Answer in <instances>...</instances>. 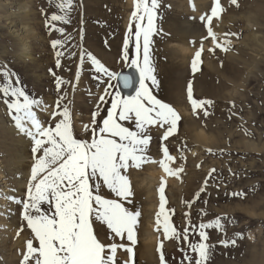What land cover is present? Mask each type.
I'll return each instance as SVG.
<instances>
[{"label": "rangeland", "instance_id": "374dc122", "mask_svg": "<svg viewBox=\"0 0 264 264\" xmlns=\"http://www.w3.org/2000/svg\"><path fill=\"white\" fill-rule=\"evenodd\" d=\"M90 1L73 0L70 23H64L60 27L58 21L51 22L56 29L64 30L56 39L63 42L65 52L60 58L59 67L52 47V42L56 41V30L44 21V14L40 13L42 21L34 25L33 32L37 35L31 39L38 36L46 39L39 55L32 56L36 61L19 60L15 48L6 45V30L0 29V65L17 73L27 91L49 105L52 112L57 100L66 94V99L60 100L61 107H69L73 132L78 139H89L91 129L102 126V120L107 117L113 99L112 96H105L104 102H101L100 97L107 87V77L96 72L95 65L87 56L81 63L82 50L117 73L131 69L128 61L137 58V24L132 22L131 15L135 0H97L89 3ZM159 3L155 25L162 31L151 37L150 45L152 63L155 65L153 74L159 85L154 86L151 81H146V84L153 96L177 110L181 120L178 122L177 132L167 140L162 139L167 125L152 126L149 129L152 140L147 154L159 161L163 158V147H167L169 153L176 158L169 166L183 167L184 172L180 174V178L169 176L159 163H149L141 169L128 170L134 195L130 198L132 203L125 202V207L141 212L138 218L137 244L134 246L135 264H161L158 251L161 243L164 264H189L185 259L186 254L193 257L194 264L196 254L191 252L188 245L200 241L199 224L214 222L217 217L223 218V230L216 227L205 229L209 237L207 243L213 246L207 264H255L253 260L264 257V0H238V6L232 4L231 0H221L225 11L219 18H213L211 26L221 42H231L228 52L215 47L208 37L206 20H201V16L211 14L214 0H159ZM85 8L91 10L90 15ZM45 10L47 20L52 14L58 13L55 0ZM75 13L77 23L71 28ZM130 23L133 32L131 38L128 36ZM146 25L147 17L142 22V26ZM225 33L235 35L225 36ZM26 35L23 33V36ZM126 41L128 47L125 50ZM68 44L72 45L73 50H68ZM140 44L142 63L143 36ZM201 45L202 62L198 65L199 70L194 72L192 61ZM213 48L214 52H210L209 49ZM58 77L70 83L61 84L58 90ZM111 83L116 85V81ZM189 85L192 99L213 102L210 107L206 106L209 113L207 116L203 108L193 111L188 95ZM117 90L120 91L119 87L109 89L110 92ZM0 108L3 117L11 122L2 97ZM38 111L45 126H54L61 119L59 116L51 119L50 116L41 114L44 111ZM94 113H97L95 117ZM119 123L130 130H136L132 121ZM86 126L88 131H85ZM200 131L207 136L206 140L199 138ZM182 156L185 159H181ZM212 169L215 172L211 173L210 178ZM160 171L164 177L156 181L153 190L156 189L159 199L158 189L162 186V181H166L163 185L165 215L181 234L180 239L165 238L164 216L160 217L161 223L157 224L161 201L159 199L153 207V203L147 199V191L152 187L149 175L157 177ZM206 180L207 189L200 192ZM107 190L102 186L101 194L105 198L118 199L113 193L111 197L105 196L104 191ZM234 192L244 195L233 196ZM197 193H200L199 199H195ZM188 202H192L190 207ZM41 207L51 212L48 204L44 203ZM20 224L23 228L27 227L25 221ZM150 224L161 236L157 245L149 248L148 244L143 243ZM185 229H189L188 240L183 239ZM31 235L34 234L30 232L24 238L25 247L27 241L32 239ZM112 236L115 239L114 234ZM113 239L108 243L102 239L101 241L109 245ZM116 239L113 243L123 247H118L115 262L124 264L125 259H130L125 248L132 245L126 236L124 239ZM233 240L235 244L231 243ZM35 241L33 246L37 247L38 241ZM222 242H227L228 246ZM1 245L2 243L0 264H22L26 252L16 257L12 252L13 255L6 257ZM141 245L144 248L138 252V246Z\"/></svg>", "mask_w": 264, "mask_h": 264}, {"label": "snow or ice", "instance_id": "6c2138e0", "mask_svg": "<svg viewBox=\"0 0 264 264\" xmlns=\"http://www.w3.org/2000/svg\"><path fill=\"white\" fill-rule=\"evenodd\" d=\"M54 3V0H49ZM231 3L238 6V0H231ZM58 13L48 18L50 26L61 33L63 29H56L53 21L70 23V12L73 8V0H55ZM160 7L159 0H135L132 22L137 24L135 32V49L137 58L128 61V65L137 75H126L110 71L95 56L82 50L81 63L85 56L95 65V70L107 77V87L104 95L100 97L104 102L105 96H112L110 110L107 117L102 120V126L91 129L89 139H78L74 135L71 113L67 105L61 107L60 100H57L51 119L61 117L54 126H45L40 119L38 110L47 111L49 105H45L41 99L29 93L22 85L19 75L4 65H0V97L3 98L8 114L11 117L14 128L19 134L28 137L33 142L31 151L35 162L31 168L30 182L27 188V199L18 200L15 196H6L0 193V198L7 199L12 203L22 204V219L26 222L27 228L34 234L38 246H33V240L26 243V253L23 255L22 264H116L115 257L118 247L112 243L105 245L98 238V230L105 228L114 234L115 237L124 239L125 236L132 246L126 247L125 251L130 254L129 261L124 264H135L134 246L137 244L138 218L141 212L130 210L125 207V202L132 203L133 188L128 176V170L141 169L145 164L159 163L160 167L169 176L180 178L184 172L183 167L172 168L170 163L175 162V157L169 153L167 147H163V158L159 161L150 157L148 152L152 140L149 129L152 126L164 127L167 125L163 140H167L177 132L180 114L167 103L162 102L151 94L146 81H151L154 86L159 81L153 74L155 65L152 63L150 54L151 37L162 29H157V9ZM193 10L195 6L193 5ZM225 9L221 6V0H214L211 14L201 16V20L208 25V37L214 42L215 47L221 51L230 50V41H220L213 31V18H219ZM147 17V25L142 22ZM133 35L131 23L128 29V36ZM225 36L235 35L225 33ZM143 36L142 63L140 60L141 44ZM60 40L52 42V47L63 48ZM128 44L125 42V50ZM209 49L210 52H214ZM203 45L195 53L192 61L193 71H198V65L202 62L201 55ZM63 51H57V67L60 65V58ZM127 60V51H125ZM54 75V73H53ZM111 81H116L113 85ZM70 83L57 78V88L61 84ZM131 89L134 94L122 96L120 91L110 92L109 89L118 88ZM188 95L193 105V111L205 109L204 114L209 113L207 107L212 105L210 100L197 101L192 99L191 85L188 88ZM235 106V105H233ZM99 106H97V113ZM97 113H94V117ZM119 121H132L135 124V131L123 126ZM85 131H88L86 126ZM212 153L211 149H208ZM185 159V157H181ZM215 172L212 169L209 173ZM166 181H162L159 187L160 209L157 214V224L161 223L160 217L164 216L163 234L167 239H180L181 234L169 222L165 215V187ZM106 187L115 198H105L101 194V188ZM207 189V180L200 192ZM233 196L243 197V193H232ZM200 193L195 199H199ZM194 202V201H193ZM48 204L51 212L42 209V204ZM192 202H188L189 207ZM206 203V201H205ZM206 214V213H203ZM221 217L214 222L198 225L200 241L189 243L188 247L196 254L194 264H207L210 258V249L213 247L207 243L209 237L205 229L216 227L223 230ZM23 231V228L18 230ZM189 229H185L183 239L188 240ZM243 238V237H240ZM228 246L227 242H222ZM235 244V240L231 241ZM163 244L158 246L160 251L161 264H164V254L161 251ZM189 264H193V257L185 255Z\"/></svg>", "mask_w": 264, "mask_h": 264}, {"label": "bare ground", "instance_id": "6f19581e", "mask_svg": "<svg viewBox=\"0 0 264 264\" xmlns=\"http://www.w3.org/2000/svg\"><path fill=\"white\" fill-rule=\"evenodd\" d=\"M92 2H97V0H91L89 3ZM49 5V0H0V29L6 30L8 34L6 45H12L15 48L19 60L27 61V59H29L36 61L37 59L32 56L39 55L38 52H40V49L46 44V39L43 37L38 36L34 40L31 39L37 35L33 32V30H35L34 25L42 21L40 19V13L44 14V21L48 23L45 9ZM85 11L87 14H91L89 8H85ZM77 19V14L75 13L73 15L74 24L72 22L71 28L77 23ZM58 25L62 27L64 23L58 21ZM19 32L20 34H17ZM23 33L27 35L23 36ZM61 34V32L56 31L55 40L58 39ZM67 46L69 51L73 50L71 44ZM56 50L63 51L65 55L63 48L57 47L54 51L57 52ZM204 85L208 84L204 83ZM49 109L50 108H47V111L40 113H44L43 116L45 114V116H50L52 110L50 111ZM198 135L199 138L206 140L207 136L202 131H200ZM32 147L33 142L31 139L19 134L14 128L13 122H10L7 118L5 119L0 110V193L6 196H15L18 200L27 198L31 168L35 162V157L31 151ZM157 175V177H155L156 175L154 174L149 175L152 187L147 191L149 192L147 199L153 203V207H155V203L159 200L156 189L153 190L155 187H153V185H155L156 181L160 180V177H164L161 171ZM104 194L107 197H111L112 195L109 190L104 191ZM7 211L8 213L6 214ZM22 212V204L12 203L7 199L0 198V243H2L1 250L6 257L10 254L13 255V253L16 257L17 255L24 254L27 250L24 246V238L28 236L31 230L27 227H21L22 224L20 223L23 221L21 220ZM20 228H23V231H20L18 235V230ZM98 233V238L100 240L102 239L105 243L113 239L112 234L106 228L103 231L98 230ZM160 236L158 231L155 230V227L150 224L145 243L143 244H148L149 248L151 246L155 247ZM31 238L34 242V235H31ZM116 238L117 237H115L111 243L117 240ZM144 245H141V247L138 246V252L144 248ZM146 248L147 247H145V249ZM125 261H127V259H125ZM253 262L255 264H264V257H259V260H253Z\"/></svg>", "mask_w": 264, "mask_h": 264}, {"label": "water", "instance_id": "95a60500", "mask_svg": "<svg viewBox=\"0 0 264 264\" xmlns=\"http://www.w3.org/2000/svg\"><path fill=\"white\" fill-rule=\"evenodd\" d=\"M119 73H123V74H126V75H132L133 77H136L138 79V75L133 69L125 70V71H122V72H119ZM119 90L125 96H128L130 94H134L131 89H124L122 87V85L119 86Z\"/></svg>", "mask_w": 264, "mask_h": 264}]
</instances>
